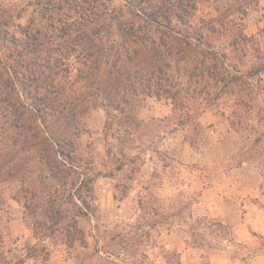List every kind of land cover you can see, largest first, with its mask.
I'll use <instances>...</instances> for the list:
<instances>
[{
  "label": "trees",
  "instance_id": "16d2710c",
  "mask_svg": "<svg viewBox=\"0 0 264 264\" xmlns=\"http://www.w3.org/2000/svg\"><path fill=\"white\" fill-rule=\"evenodd\" d=\"M259 1L214 0L216 14L198 19L204 0L0 2V185H18L32 219L28 258L46 262V242L87 247L77 220L95 211L93 174L77 141L91 110L132 132L139 102L164 100L194 147L199 118L225 102L231 129L258 117L252 142H264V52L243 26ZM35 165L46 167L44 182L28 178ZM0 264H24L9 257L1 230Z\"/></svg>",
  "mask_w": 264,
  "mask_h": 264
},
{
  "label": "rangeland",
  "instance_id": "374dc122",
  "mask_svg": "<svg viewBox=\"0 0 264 264\" xmlns=\"http://www.w3.org/2000/svg\"><path fill=\"white\" fill-rule=\"evenodd\" d=\"M215 6L204 0L196 19L215 15ZM243 26L264 52V0L247 11ZM226 104L199 118L194 147L189 131L169 119L164 100L142 99L136 110L142 125L132 132L103 109L89 111L77 141L93 174L95 211L77 220L87 247L68 253L46 242V262L28 258L36 244L32 219L11 182L0 185L9 257L24 264H264V142H252L258 117L242 133L231 129ZM47 176L46 167L35 165L28 178Z\"/></svg>",
  "mask_w": 264,
  "mask_h": 264
}]
</instances>
